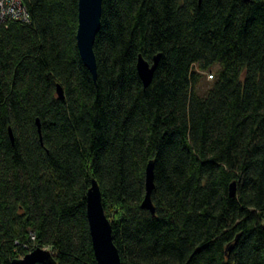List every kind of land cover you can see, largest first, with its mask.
Wrapping results in <instances>:
<instances>
[{"label":"trees","instance_id":"obj_1","mask_svg":"<svg viewBox=\"0 0 264 264\" xmlns=\"http://www.w3.org/2000/svg\"><path fill=\"white\" fill-rule=\"evenodd\" d=\"M23 2L0 26V264H97L93 179L122 264H264V0H103L96 81L79 0Z\"/></svg>","mask_w":264,"mask_h":264},{"label":"water","instance_id":"obj_2","mask_svg":"<svg viewBox=\"0 0 264 264\" xmlns=\"http://www.w3.org/2000/svg\"><path fill=\"white\" fill-rule=\"evenodd\" d=\"M103 0H79L78 2V28L77 45L80 56L85 66L91 72L94 80L97 78V60L94 52V43L101 26ZM160 55H156L150 62L141 54L137 61V70L144 84L151 83L155 69L157 68ZM59 97H64V90L60 84L57 85ZM40 130V122L37 120ZM154 165L150 161L146 168V194L142 207L155 214V207L152 201L154 183ZM236 194V182L230 185V195ZM87 217L90 234L97 264H122L119 251L114 244L112 225L105 213L102 203L100 186L96 179L91 181L87 192ZM54 264L50 250L36 248L19 259L16 264Z\"/></svg>","mask_w":264,"mask_h":264},{"label":"built area","instance_id":"obj_3","mask_svg":"<svg viewBox=\"0 0 264 264\" xmlns=\"http://www.w3.org/2000/svg\"><path fill=\"white\" fill-rule=\"evenodd\" d=\"M12 21H31L26 5L23 0H0V26H6ZM31 238L34 240L35 236L32 235Z\"/></svg>","mask_w":264,"mask_h":264},{"label":"rangeland","instance_id":"obj_4","mask_svg":"<svg viewBox=\"0 0 264 264\" xmlns=\"http://www.w3.org/2000/svg\"><path fill=\"white\" fill-rule=\"evenodd\" d=\"M221 69L220 63H215L212 66L209 67L207 71H204L203 77L201 79V82L196 86V92L200 95L205 94V92L208 90V86L210 85V82L212 80L211 74H214L216 76Z\"/></svg>","mask_w":264,"mask_h":264}]
</instances>
